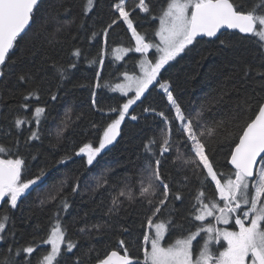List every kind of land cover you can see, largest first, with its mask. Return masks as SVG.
Returning a JSON list of instances; mask_svg holds the SVG:
<instances>
[{
  "label": "trees",
  "instance_id": "1",
  "mask_svg": "<svg viewBox=\"0 0 264 264\" xmlns=\"http://www.w3.org/2000/svg\"><path fill=\"white\" fill-rule=\"evenodd\" d=\"M116 2L117 0H94L92 9L86 12V0H42L34 11L31 27L18 38L9 61L2 69L0 144L11 151L0 158L23 157L25 167L22 180L33 178L42 168L47 169V176L43 183L33 186L21 198L16 209L10 208L6 202L7 197L3 201L0 212L7 210L12 223L6 239L0 242V252L10 244L13 247L26 244L33 235L46 236L49 217L55 205H41V200H46L50 192L54 194L55 188L52 186L67 176L69 186L65 189V194L70 207L61 215L68 226V237L79 243L73 249L75 255L65 253L62 256V264H75L76 257H80L83 264H97L98 259H103L112 250L123 254L120 240L125 241L130 256L142 258L140 246L143 234L150 231L146 218L151 215V210L139 200L135 204H129L125 200L119 211L112 215L108 214V210L112 207V198L126 183H131L133 192L139 195L138 181L147 157L144 145L152 137L158 141L161 138L159 128L164 126L162 118L153 112H144L143 109L154 108L157 112L164 111L170 119L174 117V111L169 112L170 106L159 86L150 88L149 93L130 107L129 115L121 123L119 138L97 155L93 165H87L86 154H75L85 143L98 146L104 127L116 118L117 113L111 109L122 106L129 99L108 87H92L97 79L96 73H100L102 84L111 81L113 86L123 82L122 73L125 70L130 74L139 73V54H129L123 60L115 59V48H132L135 44L130 30L119 19V13L113 7ZM147 2L153 16H158L165 0ZM245 2L250 3V0ZM137 3L138 0H127L126 7L133 9ZM133 19L137 31L145 34L147 39L154 38L158 20L138 9L133 13ZM113 20H117V23L108 29L105 42L102 30L112 24ZM92 30L98 35L89 39ZM218 37L219 39L197 38L184 53L165 65L158 80L171 82L174 95L186 113L194 114L204 106L205 116L209 121L237 118L238 122L231 127L232 136L212 144L216 167L227 173L231 169L227 160L230 158L233 137L242 132L245 122L254 118L259 102L264 101V77L256 75L255 71L249 72L247 76L244 73L246 65L264 70V51L258 47L254 38L239 32H224ZM220 40L229 41L230 44L222 45ZM77 48L82 53L79 58L72 55ZM101 58L104 60L102 66L90 63ZM72 62L76 63V68L70 69L67 78L61 81L53 65L67 68ZM21 75L32 79L21 81L18 79ZM33 89L39 90L38 104L46 108L49 119L40 126V139L29 141L26 145L28 129L31 127L32 130H37L35 124L17 129L13 126V121L18 115H31V111L25 112L20 105L26 102L23 97ZM93 91L96 93L95 97L92 96ZM53 93L57 95L55 101L51 99ZM27 103L31 109L37 106V101L33 98ZM66 113L71 122L63 133L62 142L57 143L56 127L65 119ZM132 115L138 119L132 120ZM173 134L175 140L182 139L175 133V128ZM65 156L70 158L63 164L56 163ZM162 172L165 176L171 173L168 182L172 188L175 187L173 182L179 180L181 174H187L183 164H173L171 159L163 163ZM144 176L146 179L147 173ZM77 177L80 191L72 194L71 185ZM103 179H107L108 184L98 187ZM196 187L198 186L193 181L183 190V203L173 201L168 205L177 227L167 234V242L178 235L194 231L200 224L189 217L191 208L188 192L195 195ZM207 192L209 195L214 193V184L208 185ZM162 218H167V212L162 213ZM95 224L101 227L92 228L91 225ZM85 225L88 226L85 232L78 231ZM179 225H183V228ZM234 226H230L231 229ZM198 242L202 243L200 238L195 247ZM49 248L48 245H41L32 256L33 264L36 256Z\"/></svg>",
  "mask_w": 264,
  "mask_h": 264
},
{
  "label": "snow or ice",
  "instance_id": "2",
  "mask_svg": "<svg viewBox=\"0 0 264 264\" xmlns=\"http://www.w3.org/2000/svg\"><path fill=\"white\" fill-rule=\"evenodd\" d=\"M37 5L38 0H0V76L4 75L2 69L9 61L18 38L30 26ZM93 5L94 0H86L85 11H90ZM113 7L119 13V19L131 30L135 41L132 48H115L114 51L118 53L115 59L123 60L129 52L140 54L141 58L138 61L140 73L130 74L125 70L122 73L123 82L115 83L114 86L111 81L102 84L100 73H96L97 79L92 87H108L124 96L134 92V96L127 99L122 106L111 109L117 113L116 118L104 127L98 146L85 143L75 154H86L87 165H93L97 155L120 135L121 123L129 115L130 107L156 85L166 96L170 106L169 112L174 111V117L170 119L164 111L157 112L154 108L143 109L144 112H153L162 118L161 123L164 126L159 128L161 138L158 141L152 137L144 145L147 157L138 181L139 195L133 192L131 183H126L125 187L112 198V207L108 210L109 215L115 214L125 200L129 204H135L139 200L144 207L151 210V215L146 218L150 231L143 234L140 246L142 258L130 256L125 241L120 240L119 245L123 249V254L112 250L103 259H98L97 264H264V101L259 102L254 118H249L245 122L242 132L233 137L230 158L227 160L231 169L225 173L216 167L212 144L232 136L231 127L238 122L237 118L209 121L205 116L204 106L194 114L186 113L174 95L171 82L158 80L165 65L184 53L198 37L219 39L217 34L221 33L222 29H234L251 36L264 51V0H250V3L245 0H165L158 16H153L147 0H138L135 8L130 10L126 7V0H117ZM137 9L158 20L153 39H147L145 34H141L134 27L133 13ZM116 23L117 20H113L112 24L102 30L105 42L108 29ZM97 35L98 33L92 30L88 38L92 39ZM220 43L226 46L230 44L226 40H220ZM153 49L155 51L150 58L149 53ZM72 55L79 58L82 55L81 50L75 49ZM90 63H99L102 66L104 60L94 59ZM53 67L62 81L67 78L70 69L76 68V63H70L67 68L62 65ZM252 71L264 77V70L254 69L251 65L245 66V76ZM18 79L27 82L32 77L21 75ZM95 95L93 91L92 96ZM23 98L26 102L20 107L25 112L31 111V115L16 116L13 126L20 129L22 126L35 124L37 130L34 131L31 127L28 129L29 136L25 140L27 145L29 141L40 139V126L43 121L49 119V113L44 106L38 104L40 100L38 89H33ZM30 98L37 101L34 109L27 103ZM51 99L55 101L57 95L53 93ZM93 104L95 105V100ZM210 104L211 102L209 109ZM131 119L137 120L138 117L132 115ZM70 122V117L66 113L65 119L56 127L57 143L62 142L63 133L67 131ZM174 128L175 133L182 139L173 138ZM10 151L7 146L0 144V157ZM69 158L61 157L56 163L63 164ZM168 159H171L173 164H183L184 172L187 173L181 174L180 179L173 182L174 188L170 187L168 182L171 173L165 176L162 172L163 163ZM24 167L23 157L0 158V201L7 197L6 202L11 209H16L21 198L33 186L43 183L47 176V169L42 168L33 178L22 180ZM144 173H147L146 179ZM193 181L198 187L195 195H192L191 191L188 192L191 208L189 217L193 222L199 221L200 224L194 231L178 235L165 243L166 234L177 227L168 205L173 201L183 203V190ZM210 183L214 184L212 195L207 192ZM106 184L108 180L103 179V183L98 184V187ZM68 186L69 177L65 176L52 186L55 193L50 192L46 200H41V205L46 203L55 205L49 217V231L46 236L33 235L26 244L16 247L10 244L0 252V264H33L32 256L41 245H48L50 248L36 256L35 264H62V256L65 253L75 255L73 249L77 248L79 242L68 237V226L61 215L70 207L65 194ZM79 191L80 181L77 177L71 185V193L78 194ZM164 212H167L166 219L162 218ZM233 220L238 230L217 227L218 224L229 225ZM11 223L12 218L8 211L0 212V241L6 239ZM91 227L99 229L101 225L95 224ZM179 227L183 228V225ZM86 228L87 225L78 231L83 233ZM198 237L202 243L198 242L194 248L193 241ZM217 245L219 247H216ZM75 264H83L80 257H76Z\"/></svg>",
  "mask_w": 264,
  "mask_h": 264
},
{
  "label": "rangeland",
  "instance_id": "3",
  "mask_svg": "<svg viewBox=\"0 0 264 264\" xmlns=\"http://www.w3.org/2000/svg\"><path fill=\"white\" fill-rule=\"evenodd\" d=\"M127 1V0H126ZM134 27H135V25H134ZM130 33H131V30H130ZM132 34V33H131ZM154 49L153 50H150V53H149V57L151 58L152 57V55H153V53H154ZM132 53H134V52H129L127 55H125L124 56V58L125 57H127L129 54H132ZM118 54V53H117ZM120 55H123V53H119ZM138 54V53H137ZM140 55V54H139ZM141 58V57H140ZM138 68H139V66H138ZM139 73H140V69H139ZM138 73V74H139ZM116 93H118V94H120V95H122L119 91H115ZM122 96H124V95H122ZM134 96V92H129L128 93V96H124V97H127V98H131V97H133ZM237 214H239V210H238V213ZM208 219H210V220H212V218H208ZM219 226L218 227H220V228H228L229 230H238L235 226V228H232L231 229V227L230 226H232V225H234V220L233 221H231L230 222V224L229 225H223V224H218ZM223 226V227H222ZM167 238H168V236H167V234H166V239H165V243H168L167 242ZM200 237H198L197 238V240L196 241H198V239H199ZM196 241H193V245H194V248H195V243H196ZM1 242V241H0Z\"/></svg>",
  "mask_w": 264,
  "mask_h": 264
},
{
  "label": "water",
  "instance_id": "4",
  "mask_svg": "<svg viewBox=\"0 0 264 264\" xmlns=\"http://www.w3.org/2000/svg\"><path fill=\"white\" fill-rule=\"evenodd\" d=\"M41 1H42V0H38V5L40 4ZM38 5H37V7H38ZM37 7H36V8H37ZM36 8H35V9H36ZM35 9H34V11H35ZM31 25H32V21L30 22V26L26 29V31H25L24 33L21 34V36L24 35V34L29 30V28L31 27ZM229 31H231V32H238V30H234V29H222V30H221V33H218L217 35L220 36L222 33H224V32H229ZM21 36H20V37H21ZM198 38H199V37H198ZM204 38H207V37H204ZM0 78H1V76H0ZM118 138H119V135L117 136L116 140H117ZM116 140H114L113 143H114ZM113 143L107 145L105 148L110 147L111 145H113ZM4 200H5V198H4ZM4 200H3V201H4ZM3 201H0V206L2 205ZM121 254H122V253H121Z\"/></svg>",
  "mask_w": 264,
  "mask_h": 264
}]
</instances>
